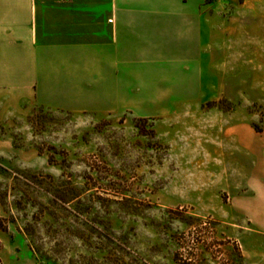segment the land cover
<instances>
[{"label": "rangeland", "instance_id": "obj_1", "mask_svg": "<svg viewBox=\"0 0 264 264\" xmlns=\"http://www.w3.org/2000/svg\"><path fill=\"white\" fill-rule=\"evenodd\" d=\"M248 49L217 59L215 77L203 61L175 71V87L199 93L8 102L0 264H264L239 211L234 135L264 119V54Z\"/></svg>", "mask_w": 264, "mask_h": 264}, {"label": "crops", "instance_id": "obj_2", "mask_svg": "<svg viewBox=\"0 0 264 264\" xmlns=\"http://www.w3.org/2000/svg\"><path fill=\"white\" fill-rule=\"evenodd\" d=\"M222 2L0 0V109L40 101L41 93L57 100L91 92L111 103L120 94L161 101L167 93H199V81L175 87V71L192 77L203 61L215 77L217 59L238 53L247 61L249 46L264 54V0ZM261 127L244 126L234 140L246 173L241 227L264 242V119Z\"/></svg>", "mask_w": 264, "mask_h": 264}, {"label": "trees", "instance_id": "obj_3", "mask_svg": "<svg viewBox=\"0 0 264 264\" xmlns=\"http://www.w3.org/2000/svg\"><path fill=\"white\" fill-rule=\"evenodd\" d=\"M253 128H254L256 131H261V127L253 126Z\"/></svg>", "mask_w": 264, "mask_h": 264}, {"label": "built area", "instance_id": "obj_4", "mask_svg": "<svg viewBox=\"0 0 264 264\" xmlns=\"http://www.w3.org/2000/svg\"><path fill=\"white\" fill-rule=\"evenodd\" d=\"M108 22H112V18H109V19H108Z\"/></svg>", "mask_w": 264, "mask_h": 264}]
</instances>
